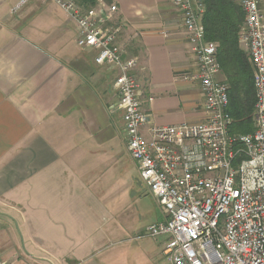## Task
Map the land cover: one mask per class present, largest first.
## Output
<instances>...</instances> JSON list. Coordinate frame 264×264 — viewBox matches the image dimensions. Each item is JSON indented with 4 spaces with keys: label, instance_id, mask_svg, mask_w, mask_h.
Returning a JSON list of instances; mask_svg holds the SVG:
<instances>
[{
    "label": "crops",
    "instance_id": "1",
    "mask_svg": "<svg viewBox=\"0 0 264 264\" xmlns=\"http://www.w3.org/2000/svg\"><path fill=\"white\" fill-rule=\"evenodd\" d=\"M97 3L117 5L118 44L138 58L144 133L201 121L199 65L172 0ZM78 37L76 22L55 3L0 0V252L13 264L36 259L27 240L34 250L56 248L51 253L64 264L68 250L85 257L107 238L124 241L127 231L108 224L114 166L130 155L123 112L112 109L118 71L97 64Z\"/></svg>",
    "mask_w": 264,
    "mask_h": 264
},
{
    "label": "built area",
    "instance_id": "2",
    "mask_svg": "<svg viewBox=\"0 0 264 264\" xmlns=\"http://www.w3.org/2000/svg\"><path fill=\"white\" fill-rule=\"evenodd\" d=\"M55 3L78 26L77 44L96 51L95 62L118 71L112 106L123 112L130 156L155 197L164 220L144 236H166L168 264H264V11L260 0H239L244 26L239 42L254 68L256 126L253 133H231L228 85L220 79L218 45L205 37L206 0H172L182 16L197 58L204 95V118L154 125L143 109L133 71L137 57H125L118 44L123 29L116 4L84 8L75 0ZM150 100L153 98L150 97ZM0 264H13L3 259Z\"/></svg>",
    "mask_w": 264,
    "mask_h": 264
},
{
    "label": "rangeland",
    "instance_id": "3",
    "mask_svg": "<svg viewBox=\"0 0 264 264\" xmlns=\"http://www.w3.org/2000/svg\"><path fill=\"white\" fill-rule=\"evenodd\" d=\"M260 5L264 11V0H260ZM240 46L247 52L244 44L240 43ZM219 77L222 81L225 79L222 72ZM117 164L114 166L112 182L114 217L113 220L109 219L108 224L123 225L127 228L122 237L124 241L117 242L116 237L107 238L81 258L71 256L72 250L76 249L74 247L68 250L64 264H168L164 254V238L144 236L146 228L157 223L156 220L162 214L155 197L142 181L139 170L129 154L124 153L121 163ZM19 233L22 235L21 242L24 243L23 233ZM28 243L27 240V249L35 251L33 253L36 259L31 260L33 264H63L58 262V256L51 253L52 250L56 251V248L44 246L34 250Z\"/></svg>",
    "mask_w": 264,
    "mask_h": 264
},
{
    "label": "trees",
    "instance_id": "4",
    "mask_svg": "<svg viewBox=\"0 0 264 264\" xmlns=\"http://www.w3.org/2000/svg\"><path fill=\"white\" fill-rule=\"evenodd\" d=\"M109 1V0H106ZM89 8L97 0H77ZM203 17L208 41L218 43V60L229 89L228 111L233 119L231 133H253L256 126V89L254 68L248 52L239 43L245 14L236 0H206Z\"/></svg>",
    "mask_w": 264,
    "mask_h": 264
}]
</instances>
